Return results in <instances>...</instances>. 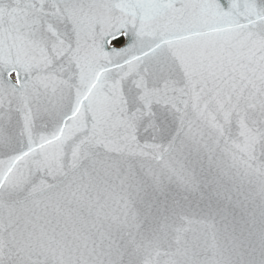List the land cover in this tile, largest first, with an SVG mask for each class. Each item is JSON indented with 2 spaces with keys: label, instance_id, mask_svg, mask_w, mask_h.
Masks as SVG:
<instances>
[{
  "label": "snow or ice",
  "instance_id": "obj_1",
  "mask_svg": "<svg viewBox=\"0 0 264 264\" xmlns=\"http://www.w3.org/2000/svg\"><path fill=\"white\" fill-rule=\"evenodd\" d=\"M0 264H264V0H0Z\"/></svg>",
  "mask_w": 264,
  "mask_h": 264
}]
</instances>
